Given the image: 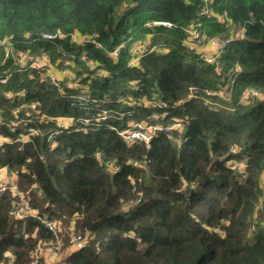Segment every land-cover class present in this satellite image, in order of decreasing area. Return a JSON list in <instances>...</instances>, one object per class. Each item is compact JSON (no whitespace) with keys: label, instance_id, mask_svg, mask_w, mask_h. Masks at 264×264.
Wrapping results in <instances>:
<instances>
[{"label":"trees","instance_id":"16d2710c","mask_svg":"<svg viewBox=\"0 0 264 264\" xmlns=\"http://www.w3.org/2000/svg\"><path fill=\"white\" fill-rule=\"evenodd\" d=\"M209 6L208 37L245 29L226 46L222 72L187 45L204 0H0V42L14 50L0 44V173L9 170L4 177L12 173L33 208L61 224L66 244L74 231L89 237L67 264H264V225L250 231L264 170V0ZM73 33H96L104 48L74 45ZM139 44L140 61L130 64ZM26 51L70 61L89 100L21 67L14 54ZM90 63L106 75L92 77ZM248 86L263 94L242 104ZM153 113L185 127L160 131L149 146L117 133ZM230 160L246 165L244 178ZM14 200L0 193V258L29 264L54 235L36 219H14Z\"/></svg>","mask_w":264,"mask_h":264},{"label":"built area","instance_id":"2783aa9c","mask_svg":"<svg viewBox=\"0 0 264 264\" xmlns=\"http://www.w3.org/2000/svg\"><path fill=\"white\" fill-rule=\"evenodd\" d=\"M212 0H204V7L198 12V20L194 21L187 28V45L191 51L197 52L200 55V58L208 64L214 65L218 72H222L223 63L221 60L222 54L224 53L226 46L231 42V40L236 37H243L245 34V29L240 28L239 33L233 36H225L219 35L215 37H208L206 33L202 30L203 22L201 19H210L215 14L211 10L209 3ZM158 22H156L157 24ZM158 24H163L166 26H171L168 22H159ZM60 36L61 33H60ZM43 37L45 39H52L56 36L50 34H44ZM71 43L74 45L81 46L85 43L94 44L100 49H103L102 43L97 39V34L92 33H73L70 35ZM0 44L6 47L7 53H12L13 46L7 40H2ZM141 44L135 45L132 49V54L134 57L131 60L130 64L138 63L141 58L142 48ZM120 47L116 48L112 52H110L111 56H118ZM25 53L29 52H20L15 55L16 61L20 64L21 67L27 68L28 66L38 70H44L46 79L60 91H62V86L72 88L73 86L77 89V91L73 95V99L79 103H84L89 100V85L86 82H81L77 78L75 79V73L72 70V63L70 61H65L63 66H59L58 64H54L51 62V59L48 54L43 53L42 56L45 57L47 64L44 65L39 62H32L28 66H25L23 58L21 55H26ZM20 56V57H19ZM37 61V60H36ZM90 69L94 72L92 77L104 76L106 75V70L103 67H98L96 63L89 64ZM242 70V67L237 64L234 69L233 74ZM233 74L229 75L231 79H233ZM8 78L2 79L3 82H6ZM209 94H214L209 91ZM262 91L255 89L254 87L248 86L244 93L242 94L240 102L242 104L249 103L250 100L260 98L262 96ZM218 95L223 96L222 92H218ZM225 99L229 100L230 96H223ZM208 103V101L206 102ZM146 105V106H154L159 105L162 106L164 103L158 102L155 100H143L138 102V105ZM182 104V102H180ZM128 105L130 107L135 106V102L132 98L128 100ZM31 108L35 110L36 105L32 104ZM108 116V111H102V116H99L96 120L100 121L105 119ZM124 116V113H121V117ZM162 115L159 113H153L150 116L151 122H131V125L123 130L116 129L117 133L130 145L134 144L137 141L144 142L149 146L153 137L158 134L160 131L169 132L173 129L182 131L185 127V122L182 120L174 121V123L163 125L159 123ZM2 118H0V123H2ZM63 126V125H62ZM115 129V128H114ZM31 133H36V130L30 129ZM53 135L50 134L49 138H52ZM3 144V141H0V145ZM231 150L234 151L235 148L231 147ZM109 164V163H108ZM228 166L230 169L235 171L240 177L244 178L246 176V165L242 162H238L236 160H230L228 162ZM259 187L260 194L258 196L257 203L255 205V210L253 214L252 224L250 226V231H254L257 225L260 223L264 225V170L262 171L259 178ZM11 191L15 195L14 203L12 204L10 213L14 219L17 220H25L28 218H33L39 221L45 228H47L50 232L53 233L54 239L40 243L35 250L33 251V255L29 264H67L66 257L71 251H75L78 249L84 248L89 241V237L85 236L80 232H73L68 236V243L64 240L62 233V226L60 223L55 222L52 219H49L47 216L42 215L36 209L33 208L28 198L25 194L20 190L16 182L12 177V173L6 177L0 176V193H5ZM64 241L65 245L68 247L67 250L64 251ZM47 254V256H45ZM0 264H15L14 256L9 253H6L2 258H0Z\"/></svg>","mask_w":264,"mask_h":264},{"label":"rangeland","instance_id":"374dc122","mask_svg":"<svg viewBox=\"0 0 264 264\" xmlns=\"http://www.w3.org/2000/svg\"><path fill=\"white\" fill-rule=\"evenodd\" d=\"M238 33V31L235 32V35ZM26 55H21V58H23L25 66H28L29 64H31L32 62H39L42 63L44 65L47 64V61L45 60V57H43L42 55H32L30 52L29 53H25ZM20 57V56H19ZM37 60V61H36ZM43 71V77H46L45 75V71ZM223 95L226 97V95L223 93ZM36 110V108H35ZM6 170V169H4ZM64 251L67 250V246L65 245V241H64Z\"/></svg>","mask_w":264,"mask_h":264},{"label":"crops","instance_id":"0c3cea01","mask_svg":"<svg viewBox=\"0 0 264 264\" xmlns=\"http://www.w3.org/2000/svg\"><path fill=\"white\" fill-rule=\"evenodd\" d=\"M7 173H9V170H7V169L6 170H4V169L1 170V173H0L1 174V177H3L4 175H6ZM45 256H47V254H45Z\"/></svg>","mask_w":264,"mask_h":264}]
</instances>
